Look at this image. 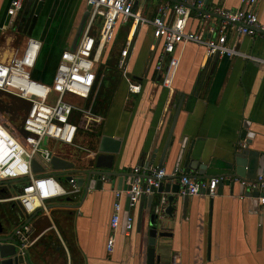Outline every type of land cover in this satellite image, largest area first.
Here are the masks:
<instances>
[{
	"label": "crops",
	"instance_id": "crops-1",
	"mask_svg": "<svg viewBox=\"0 0 264 264\" xmlns=\"http://www.w3.org/2000/svg\"><path fill=\"white\" fill-rule=\"evenodd\" d=\"M183 1L194 4L185 31L204 38L212 37L211 30L219 22L214 13L217 7L242 6L240 0ZM8 2L0 0V60L27 37L21 33L20 18L31 0L24 2L12 25L5 12ZM161 2L135 0L132 11L151 18ZM84 3L43 1L30 36L40 40L39 62L49 68L51 77L60 51L71 44ZM248 7L264 22V0ZM205 12L211 14L203 18ZM128 41L126 77L139 84L137 93L128 91L116 67L118 50ZM224 44L234 53L218 54L215 61L214 55L205 57L204 46L198 42L175 44L172 55L177 63L166 87L154 70L161 40L153 37L149 23H136L130 18L116 25L112 40L101 52L96 72L101 77L92 96L88 100L80 98L81 107L90 100L91 111L100 118L99 132L82 134L80 142L96 147L101 134L117 137L118 149L112 155L114 169L131 172L134 166H156L160 162L166 174L163 184L174 183L170 173L179 167L175 154L180 140L186 138V146L193 141V148L200 154L203 175L198 179L222 176L213 197L197 194L179 198L173 215L165 217L168 235L155 240L154 258L158 261L152 264H264V203L259 206L255 191H248L229 175L233 154L239 147L264 152V37L238 35L227 29ZM180 97V108L171 124ZM245 120L244 130L252 133L249 142H245L246 136L241 137ZM72 156L67 153V158ZM181 171L186 173L184 168ZM187 174L195 177L196 173ZM114 190L115 179L101 190L84 193L79 187L74 198L46 200L47 214L36 211L28 215L21 208L16 210L13 202H1L0 227L7 236L16 227L29 226L32 243L25 250L31 264H148V209L139 197L133 205L125 203V196L120 198L112 251L105 249ZM0 194H4L3 188ZM126 215L132 218L128 232L123 230Z\"/></svg>",
	"mask_w": 264,
	"mask_h": 264
},
{
	"label": "built area",
	"instance_id": "built-area-1",
	"mask_svg": "<svg viewBox=\"0 0 264 264\" xmlns=\"http://www.w3.org/2000/svg\"><path fill=\"white\" fill-rule=\"evenodd\" d=\"M26 0H9L6 7L8 24L12 25L17 13L22 9ZM90 8L86 20L73 49L60 51L54 67L51 80L44 83L34 79L30 70L34 67L39 51L40 40L27 36L24 42L11 49L4 59L0 60V92L16 97L26 103V108L16 111L11 116L10 111L0 110V182L15 181L16 194L9 196L7 192L0 194V202L17 201L25 214L36 211L47 214L49 208L46 200L68 197L73 198L79 192L75 177L66 173L63 177L45 171L43 165L50 164L51 156L56 155L51 143L58 142L69 149L80 150L85 158L93 159L96 147L80 142L82 134L96 135L99 116L91 111V101L84 107L64 101L65 94H73L84 100L92 96L94 86L99 83L101 75L97 76V66L105 45L113 38L118 23L130 18L136 23H149L152 26V35L161 40V49L154 64V70L161 76V84L168 87L171 81L177 60L172 55L175 44L184 41H195L204 46L206 58L214 54H232L234 51L225 46L226 30L229 29L238 35L264 37V22L258 20L256 13L249 8L258 0H240L242 6L227 9L220 5L214 10L219 22L212 31V37H201L185 31L193 3L183 0H162L155 8L151 18L132 11L135 0H84ZM199 4V3H197ZM211 13H203L206 18ZM130 41L118 50L116 67L127 82L129 92L137 93L139 84L126 77V60L130 48ZM264 62V60H261ZM50 92L56 94L49 98ZM82 113L90 116L86 128L78 126ZM7 122L6 127L2 121ZM243 145V144H242ZM60 157V156H59ZM41 169L33 171L32 161ZM131 172L136 176L132 186L126 190H114L112 213L108 226L110 234L107 236L105 249L112 251L114 235L120 218V198L128 195V205H133L141 193H149L148 186H156L158 181L166 176L164 170L155 165L134 166ZM66 176H69L66 179ZM141 176L143 178H141ZM170 176L175 178L180 197L204 194L207 197L215 195L216 183L222 176L198 179L174 167ZM248 191H257L256 203H264V173H258L252 179L233 177ZM144 181L146 187L141 188ZM173 184V183H169ZM171 185H169L170 188ZM204 192L200 193V189ZM166 195L158 197V207L162 211L165 207ZM132 218L124 217L123 230L131 229ZM30 228L27 224L16 227L13 236L20 249H25L32 243L29 238Z\"/></svg>",
	"mask_w": 264,
	"mask_h": 264
},
{
	"label": "water",
	"instance_id": "water-1",
	"mask_svg": "<svg viewBox=\"0 0 264 264\" xmlns=\"http://www.w3.org/2000/svg\"><path fill=\"white\" fill-rule=\"evenodd\" d=\"M44 0H31L29 8L21 12L20 19L23 20L21 33L25 35H31L32 30L34 29L37 21V16L39 15L40 9L43 5ZM205 2V0H202ZM85 2V1H84ZM84 8L80 14L79 19H77L75 31L73 33L72 41L69 49H73L77 38L81 32L83 24L86 20L88 10L90 8L89 4L84 3ZM217 54H214L213 60L215 61ZM182 98L180 97L175 111L172 116L173 124L178 110L180 108ZM172 126V125H171ZM247 127L246 120L242 123L241 137L245 138V142H249V138L252 136L251 132H246L244 129ZM171 130V128H170ZM170 130L167 135L166 143L164 144V150L170 138ZM193 141L189 142L186 146V138L180 140L179 148L175 154V164L180 168H184L185 172L195 171V177L201 178L203 175L202 164L199 160V153L193 148ZM119 145V140L117 137L110 136L108 134H101L98 137L96 144V154L90 163L81 168L78 173L79 175L75 178V182L78 187H81L86 193V191L95 189L101 190L105 183H109L115 179V189L116 190H126L130 189L132 186V180L136 176L133 172H122L121 170H116L112 164L113 154L117 152ZM161 158L159 161H161ZM50 164L52 168L59 170H69L73 166L71 161H68L62 157L53 155L50 159ZM157 167H160V162L156 164ZM33 171H38L41 167L33 160L31 163ZM230 172L231 177H238L243 179H252L258 173H264V152H253L245 147H239L237 151L233 154L231 163H230ZM251 178H247V176ZM69 176H66L68 179ZM127 181L125 182V180ZM141 178H143L141 176ZM169 185L170 188H169ZM140 186L142 189L146 187L144 181H141ZM177 184H163V178L160 179L157 185H149L148 191L149 194L146 196L145 193H141L139 198L141 202L145 201V207L148 209V223L145 230L146 235V262L152 264L157 262L158 258H154V244L157 237H163L168 235V228L166 226L165 217H171L176 210V205L181 200L180 196L175 194L177 190ZM204 190L201 188L200 193H203ZM161 194L166 195L165 207L162 211L158 207V197ZM255 196L258 195V192L255 191ZM125 203L128 205V195L125 194ZM0 264H31L27 256L25 249H20L17 241L15 240L13 233L9 235H4V230L0 227Z\"/></svg>",
	"mask_w": 264,
	"mask_h": 264
},
{
	"label": "rangeland",
	"instance_id": "rangeland-1",
	"mask_svg": "<svg viewBox=\"0 0 264 264\" xmlns=\"http://www.w3.org/2000/svg\"><path fill=\"white\" fill-rule=\"evenodd\" d=\"M40 55H41V51H39V54H38V57H37V60H36L34 67L30 70V75L34 79L44 78L45 81L47 82L50 80L51 72H50L49 68L45 67L43 65V63L39 62ZM0 96H1V93H0ZM55 96H56L55 93L50 92L49 98L51 100H53L55 98ZM0 98H2V101H8L7 96H5V95L0 97ZM63 99L66 102L75 104L77 106L78 105L81 106L80 98L73 95V94H65L63 96ZM83 120H84V122H86L87 117L86 118L84 117ZM51 146L53 147V150L56 152V154L60 157L62 156L64 158H67L68 152L73 153L72 158H67L68 161H72V163H73V166L69 170L54 169V168H52L51 164L43 165V169L45 171H50L51 173H54L55 175L57 174V175L63 177L66 173H70L73 177L76 178L79 175L78 171L81 168H83L84 166H86L88 163H90V161H91L88 158H84L83 157L84 154L80 150L69 149V148L65 147L64 145H62L58 142L51 143ZM15 185H16L15 181H12V180L0 182V188H3L4 191L7 192V195H9V196L16 194L17 189H16ZM12 202L15 204L16 210H19V208H21L17 201H12ZM1 205L2 204L0 202V206Z\"/></svg>",
	"mask_w": 264,
	"mask_h": 264
},
{
	"label": "trees",
	"instance_id": "trees-1",
	"mask_svg": "<svg viewBox=\"0 0 264 264\" xmlns=\"http://www.w3.org/2000/svg\"><path fill=\"white\" fill-rule=\"evenodd\" d=\"M4 95L7 96L8 101H2V98H0V110L10 111L11 116H14V115H16V111H18V110L21 111V110L26 108V103L24 101H22L16 97H13V96H8V95L3 94V93H1L0 97H2ZM84 117L86 118L87 116H84V115L80 116L78 126L86 128L88 123H89L90 117H87L86 122H84V120H83ZM2 123L6 127H9L7 122L2 121Z\"/></svg>",
	"mask_w": 264,
	"mask_h": 264
},
{
	"label": "bare ground",
	"instance_id": "bare-ground-1",
	"mask_svg": "<svg viewBox=\"0 0 264 264\" xmlns=\"http://www.w3.org/2000/svg\"><path fill=\"white\" fill-rule=\"evenodd\" d=\"M81 115H84V116L90 117V116L86 115L85 113H82Z\"/></svg>",
	"mask_w": 264,
	"mask_h": 264
},
{
	"label": "flooded vegetation",
	"instance_id": "flooded-vegetation-1",
	"mask_svg": "<svg viewBox=\"0 0 264 264\" xmlns=\"http://www.w3.org/2000/svg\"><path fill=\"white\" fill-rule=\"evenodd\" d=\"M27 1V0H26ZM26 1H25V3H26ZM39 18V15L37 16V19Z\"/></svg>",
	"mask_w": 264,
	"mask_h": 264
}]
</instances>
